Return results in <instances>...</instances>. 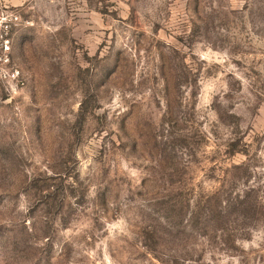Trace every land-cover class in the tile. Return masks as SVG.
<instances>
[{
    "label": "rangeland",
    "instance_id": "1",
    "mask_svg": "<svg viewBox=\"0 0 264 264\" xmlns=\"http://www.w3.org/2000/svg\"><path fill=\"white\" fill-rule=\"evenodd\" d=\"M0 264H264V0H0Z\"/></svg>",
    "mask_w": 264,
    "mask_h": 264
},
{
    "label": "built area",
    "instance_id": "2",
    "mask_svg": "<svg viewBox=\"0 0 264 264\" xmlns=\"http://www.w3.org/2000/svg\"><path fill=\"white\" fill-rule=\"evenodd\" d=\"M27 20L8 5L0 6V98L20 91L26 76L13 56L14 38Z\"/></svg>",
    "mask_w": 264,
    "mask_h": 264
}]
</instances>
